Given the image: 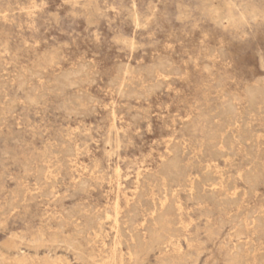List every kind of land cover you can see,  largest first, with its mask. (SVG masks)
<instances>
[{
  "label": "rangeland",
  "instance_id": "374dc122",
  "mask_svg": "<svg viewBox=\"0 0 264 264\" xmlns=\"http://www.w3.org/2000/svg\"><path fill=\"white\" fill-rule=\"evenodd\" d=\"M263 94L264 0H0V264L263 262Z\"/></svg>",
  "mask_w": 264,
  "mask_h": 264
},
{
  "label": "bare ground",
  "instance_id": "6f19581e",
  "mask_svg": "<svg viewBox=\"0 0 264 264\" xmlns=\"http://www.w3.org/2000/svg\"><path fill=\"white\" fill-rule=\"evenodd\" d=\"M213 10V9H212ZM220 14V13H219ZM6 17V16H5ZM219 17V16H218ZM252 18V17H251ZM137 21V20H136ZM165 60V59H164ZM81 63V62H80ZM160 65V64H159ZM76 67V66H75ZM165 69H167L166 67H165ZM130 70V69H129ZM69 71V70H68ZM25 72V71H24ZM160 72V71H159ZM89 73V72H88ZM141 73V72H140ZM162 73V72H161ZM160 74V73H159ZM158 74V75H159ZM166 74V73H165ZM171 74V73H170ZM165 77V76H164ZM132 78V77H131ZM159 78V77H158ZM161 79V78H160ZM117 83V82H116ZM161 84V83H160ZM260 85V84H259ZM262 86V85H261ZM140 89V88H139ZM250 88L248 87V90H249ZM118 90V89H117ZM247 90V91H248ZM146 91V90H145ZM119 92V91H118ZM123 92V91H122ZM150 93V92H149ZM249 93V92H248ZM253 93V92H252ZM146 95V94H145ZM247 96H248V94H246ZM251 95V94H250ZM264 95V94H263ZM144 97V96H143ZM251 97V96H250ZM262 99V98H261ZM227 100V99H226ZM225 100V101H226ZM264 100V98L262 99V101ZM228 101H230V100H228ZM232 101V100H231ZM261 102V101H260ZM226 102H224V104H225ZM237 103H239V102H237ZM231 104H234V103H232L231 102ZM262 104V103H261ZM226 105H227V103H226ZM225 105V106H226ZM249 105V104H248ZM234 106V105H233ZM263 106V105H262ZM222 107V106H221ZM251 107V106H250ZM225 107H223L222 109H223V111L225 110L224 109ZM228 108H230L229 107V105H228ZM238 108V107H237ZM252 108V107H251ZM235 109V108H234ZM226 110H228V109H226ZM231 110V109H230ZM230 110L228 111L229 113H230ZM249 110V109H248ZM256 110V109H255ZM234 111V110H233ZM233 111H231V112H233ZM251 111V110H250ZM228 112L226 113V114H228ZM237 112H238V109H237ZM250 113V112H249ZM209 114V113H208ZM223 114V113H222ZM233 114H235L234 112L232 113V115ZM229 115V114H228ZM227 115V117H229ZM236 115V114H235ZM251 115V114H250ZM208 116H210V115H208ZM207 115H206V117H208ZM215 116V115H214ZM216 116H218L217 114H216ZM205 117V118H206ZM219 117V116H218ZM220 117H222V115L220 116ZM231 117V116H230ZM238 118H239V116H238ZM219 119V118H218ZM227 119V118H226ZM242 120V119H241ZM211 121V120H210ZM220 121H222V120H220ZM219 121V122H220ZM243 121V120H242ZM204 122V121H203ZM202 122V123H203ZM213 122V121H212ZM212 122H211V124H212ZM215 122V121H214ZM224 122V121H223ZM233 122V121H232ZM206 123H208V122H206ZM238 123V122H237ZM240 123V122H239ZM215 124V123H214ZM213 124V125H214ZM224 124H226V123H224ZM209 125V124H208ZM220 125V124H219ZM227 125V124H226ZM226 125H225V127H226ZM239 125V124H238ZM207 126V125H206ZM212 126V125H211ZM222 126V125H221ZM220 127V126H219ZM224 127V128H225ZM233 127V126H232ZM222 128H223V126H222ZM236 128V127H235ZM238 128V127H237ZM211 129H212V127H211ZM210 129V132L212 131ZM226 129V128H225ZM234 129V128H233ZM243 129V128H242ZM205 130H207V127H206V129ZM216 130V129H215ZM236 130V129H235ZM194 131V130H193ZM214 131V130H213ZM238 131V130H237ZM216 134H217V132H216ZM219 134V133H218ZM242 134H243V132H242ZM207 135H209V134H207ZM233 135V134H232ZM221 137V136H220ZM192 138V137H191ZM219 138V137H218ZM227 138V137H226ZM239 138V137H238ZM201 139V138H200ZM207 139V138H206ZM205 139V140H206ZM227 139H230V138H227ZM245 139V138H244ZM203 140V139H202ZM217 140V139H216ZM225 140V139H224ZM235 140V139H234ZM246 140V139H245ZM197 141V140H196ZM221 141V140H220ZM51 142V141H50ZM187 142V141H186ZM194 142H195V140H194ZM209 142H211V141H209ZM215 142V141H214ZM242 142V141H241ZM240 142V143H241ZM185 143V142H184ZM243 143V142H242ZM177 144V143H176ZM200 144H201V142H200ZM213 144V143H212ZM221 144V143H220ZM235 144V143H234ZM184 145V144H183ZM236 145V144H235ZM234 145V146H235ZM238 145V144H237ZM236 145V146H237ZM172 146H174V145H172ZM241 146V145H240ZM167 147V146H166ZM169 147V146H168ZM171 147V146H170ZM169 147V148H170ZM217 147V146H216ZM219 147H220V145H219ZM176 148V147H175ZM195 148V147H194ZM199 148L201 149V147L199 146ZM209 149H210V147H208ZM214 148V147H213ZM172 149H174V148H172ZM197 149V148H196ZM216 150V149H215ZM220 150V149H219ZM226 150V149H225ZM171 151H174V150H171ZM170 151V152H171ZM201 151V150H200ZM247 153V152H246ZM172 154V153H171ZM201 154V153H200ZM228 154V153H227ZM168 156V155H167ZM173 156V155H172ZM178 157V156H177ZM175 159V158H174ZM70 160V159H69ZM176 160V159H175ZM178 160V159H177ZM177 162V161H176ZM206 162V161H205ZM49 163V162H48ZM210 163V162H209ZM206 165V164H205ZM210 165V164H209ZM210 168L211 167H213V166H209ZM206 170V169H205ZM210 171H212V170H210ZM216 171V170H215ZM190 172V171H189ZM256 172V171H255ZM138 173V172H137ZM253 173V172H252ZM118 174V173H117ZM156 174H159L158 172L156 173ZM241 174H244V173H241ZM250 174V173H249ZM248 174V175H249ZM254 174V173H253ZM252 174V175H253ZM257 175H258V173H256ZM188 175V174H187ZM256 175V176H257ZM254 176H255V174H254ZM261 176V175H260ZM160 177H161V175H160ZM188 177V176H187ZM190 177V176H189ZM217 177V176H216ZM249 177V176H248ZM163 178V177H162ZM195 177H193V179H194ZM218 178V177H217ZM251 178V177H250ZM259 178V177H258ZM261 178V177H260ZM46 179V178H45ZM192 179V180H193ZM217 180H219V179H217ZM220 180H221V178H220ZM186 181H187V179H186ZM243 181H244V179H243ZM250 181V180H249ZM251 181H253V180H251ZM250 181V182H251ZM255 181V180H254ZM258 181V180H257ZM137 183V182H136ZM187 183V182H186ZM213 183V182H212ZM245 183V182H244ZM183 184V183H182ZM188 184V183H187ZM221 184V183H220ZM246 184H248L247 183V181H246ZM250 184V183H249ZM253 184H255V183H253ZM252 184V187L254 186ZM257 184V183H256ZM217 185V184H216ZM226 185V184H225ZM222 186V185H221ZM250 186V185H249ZM166 187V186H165ZM217 187V186H216ZM255 187V186H254ZM193 188V187H192ZM222 188V187H221ZM230 188V187H229ZM247 188V187H246ZM165 189V188H164ZM205 189H207L206 187H205ZM210 189V188H209ZM254 189V188H253ZM256 189V188H255ZM204 190V189H203ZM213 190V189H212ZM222 190V189H221ZM220 190V191H221ZM227 190V189H226ZM191 191V190H190ZM210 191V190H209ZM246 191L247 192H249L247 189H246ZM251 191H252V188H251ZM202 192V191H201ZM213 192V191H212ZM165 193V192H164ZM191 193V192H190ZM220 193V192H219ZM228 193V192H227ZM226 193V194H227ZM243 194V193H242ZM241 194V195H242ZM214 195V194H213ZM247 195V194H246ZM154 196V195H153ZM215 196V195H214ZM223 196V195H222ZM245 196V195H244ZM207 197H209V196H207ZM232 197V196H231ZM202 198H204V197H202ZM201 198V199H202ZM210 198V197H209ZM234 198V197H233ZM205 199V198H204ZM161 202V201H160ZM214 203H215V201H213ZM115 204H116V202H115ZM153 205H155V204H153ZM224 205V204H223ZM113 206V205H112ZM161 206V205H160ZM118 207V206H117ZM153 207H155V206H153ZM176 207H178V206H176ZM180 207V206H179ZM115 208V207H114ZM156 208V207H155ZM181 208V207H180ZM177 209H179V208H177ZM245 209V208H244ZM260 208H258V210H259ZM264 209V208H263ZM180 210V209H179ZM223 210V209H222ZM230 210V209H229ZM228 210V211H229ZM237 210V209H236ZM261 210V209H260ZM224 211V210H223ZM226 211V210H225ZM264 211V210H263ZM227 212V211H226ZM251 212V211H250ZM255 212V211H254ZM262 212V211H261ZM154 213V212H153ZM225 213V212H224ZM246 213V212H245ZM258 213V212H257ZM260 213V212H259ZM263 213V212H262ZM261 213V214H262ZM236 214V213H235ZM251 214V213H250ZM242 215V214H241ZM256 215V214H255ZM264 215V214H263ZM114 216H115V214H114ZM117 216H118V214H117ZM150 216H152V215H150ZM231 216V215H230ZM233 216V215H232ZM250 216H253V215H250ZM260 216V215H259ZM259 216H257L258 217V219H259ZM102 217V216H101ZM242 217V216H241ZM100 218V217H99ZM240 218V217H239ZM244 218V217H243ZM246 218V217H245ZM116 219V218H115ZM254 219H257L256 218V216H255V218ZM243 220V219H242ZM241 220V221H242ZM251 220V219H250ZM104 221V220H103ZM114 221V223H115V221L116 220H113ZM209 221H210V219H209ZM247 221H249V219L247 220ZM252 221V220H251ZM100 222H101V220H100ZM208 222V221H207ZM113 223V224H114ZM210 223V222H209ZM232 223H234V222H232ZM237 223H238V221H237ZM248 223V222H247ZM250 223V222H249ZM259 223V222H258ZM117 224V223H116ZM137 224V223H136ZM245 224H246V222H245ZM253 224H254V222H253ZM252 224V225H253ZM61 225V224H60ZM115 225V224H114ZM163 225H165V226H163V228H162V230L161 231H158V230H152V232H151V234H150V241H149V243L148 242H145V241H143V240H141L140 242H139V244H138V247H139V249H140V251L144 248L145 250L146 249H149V248H151L152 247V245H153V243H156V244H158V245H161V244H164V243H167V242H171L172 243V245H174V247H175V249L176 250H181L180 249V245H179V243L177 242V241H175V242H172V233H171V231H170V229H169V227L168 228H166V224H163ZM249 225H251V224H249ZM111 226V225H110ZM116 226V225H115ZM239 226V225H238ZM245 226V225H244ZM248 226V225H247ZM256 226H258V225H256ZM261 226V225H260ZM259 226V227H260ZM138 227V226H137ZM235 227V226H234ZM251 227V226H250ZM264 227V226H263ZM230 229V228H229ZM254 229V228H253ZM91 230V229H90ZM116 230H117V228H116ZM234 230V229H233ZM258 230V229H257ZM257 230H255V231H257ZM248 231H249V228H248ZM255 231H254V233H255ZM231 233H232V231H230ZM229 232V233H230ZM118 233V232H117ZM230 233V234H231ZM260 234V233H259ZM263 234V233H262ZM98 235V234H97ZM115 235V234H114ZM229 235V234H228ZM255 235V234H254ZM18 236V235H17ZM40 236V235H39ZM116 236V235H115ZM242 236V235H241ZM248 236V235H247ZM114 237V236H113ZM229 237V236H228ZM232 237V236H231ZM230 237V238H231ZM252 237V236H251ZM250 236H249V238H251ZM95 238H97V237H95ZM229 238V239H230ZM236 238V237H235ZM248 238V237H247ZM255 238V237H254ZM262 239V238H261ZM117 240V239H116ZM231 240V239H230ZM118 241V240H117ZM116 241V242H117ZM131 241V240H130ZM249 241V240H248ZM251 241V240H250ZM264 241V240H263ZM232 242V241H231ZM240 242V241H239ZM73 243V242H72ZM119 243V242H118ZM127 243V242H126ZM236 243H238V241L236 242ZM261 243V242H260ZM227 244V243H226ZM120 245V244H119ZM248 245V244H247ZM247 245H245V246H247ZM261 245V244H260ZM104 246V245H103ZM234 246H235V244H234ZM261 247V246H260ZM234 248V247H233ZM245 248V247H244ZM121 250V249H120ZM122 251V250H121ZM130 252V251H129ZM102 254H104V253H102ZM129 254V253H128ZM105 255V254H104ZM131 255V254H130ZM247 255H249V253H245V254H242V253H239L237 250H234V251H231V253H230V256H229V260H228V263L227 264H249V261H248V258H247ZM99 256V255H98ZM91 259V258H90ZM93 259H95V258H93ZM104 259V258H103ZM102 259V260H103ZM59 262V261H58ZM60 264V263H59ZM100 264H104V261H101L100 262ZM176 264H179V263H176ZM252 264H264V261L263 262H255V261H252Z\"/></svg>",
  "mask_w": 264,
  "mask_h": 264
}]
</instances>
